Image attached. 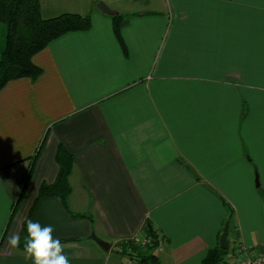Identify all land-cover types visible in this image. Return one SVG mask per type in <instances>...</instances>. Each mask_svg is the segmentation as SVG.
I'll list each match as a JSON object with an SVG mask.
<instances>
[{"label":"crops","instance_id":"1","mask_svg":"<svg viewBox=\"0 0 264 264\" xmlns=\"http://www.w3.org/2000/svg\"><path fill=\"white\" fill-rule=\"evenodd\" d=\"M39 1L44 19L91 27L37 53V80L0 92V264H33L9 243L30 219L53 226L70 264H139L116 251L149 223L161 264H202L227 226L230 250L261 254L264 0H103L122 43L95 0ZM60 147L74 158L71 213L37 201Z\"/></svg>","mask_w":264,"mask_h":264},{"label":"trees","instance_id":"2","mask_svg":"<svg viewBox=\"0 0 264 264\" xmlns=\"http://www.w3.org/2000/svg\"><path fill=\"white\" fill-rule=\"evenodd\" d=\"M99 0H95L98 3ZM114 32L122 43L120 35V16H113ZM0 23L5 26V42L0 50V92L13 80L28 78L32 81L42 74L33 63V57L45 49L50 42L59 37L71 33L87 31L91 27L90 16L78 14H63L56 18L44 19L41 15L39 0H0ZM59 163V175L52 185H42L37 201L44 198L58 200L65 210L71 213L69 197L71 186L69 177L73 166V155L60 147L57 153ZM34 209H31L33 213ZM26 223L20 236V244L17 248L23 249L24 239L27 235ZM147 237L152 240L151 249L159 246V237L153 226L149 223L145 231ZM230 251H224L220 247L212 249L202 261V264H227ZM141 264H161L158 257L151 256L142 259Z\"/></svg>","mask_w":264,"mask_h":264},{"label":"clouds","instance_id":"3","mask_svg":"<svg viewBox=\"0 0 264 264\" xmlns=\"http://www.w3.org/2000/svg\"><path fill=\"white\" fill-rule=\"evenodd\" d=\"M26 232L23 249L32 258L33 264H70L61 241L53 235L54 228L51 224L42 225L39 221L30 219L26 223ZM9 243L16 248L20 244V238L13 236Z\"/></svg>","mask_w":264,"mask_h":264},{"label":"rangeland","instance_id":"4","mask_svg":"<svg viewBox=\"0 0 264 264\" xmlns=\"http://www.w3.org/2000/svg\"><path fill=\"white\" fill-rule=\"evenodd\" d=\"M111 8L116 5H113L110 0H104ZM122 1V0H119ZM117 7V6H116ZM0 25L5 29V26L3 24L0 23ZM246 111L244 110L243 114H245ZM242 116V115H241ZM254 186L255 185V181H254ZM261 193V192H260ZM232 245V244H231ZM152 246V240L147 237L146 235L140 237V238H136L134 240H132L131 242H129L126 245H122L120 246V249L116 251L117 254H120L121 256H132L135 261L139 262V264H141V260L142 259H149V257L154 256V257H158L157 254V249H151ZM233 246V245H232ZM159 247V246H158ZM233 247L230 250V253H232L231 258L227 257V261L230 260H234L237 261L236 255H238L239 253V247L235 248L234 250H232ZM260 250V249H259ZM261 254L264 255V249H261Z\"/></svg>","mask_w":264,"mask_h":264},{"label":"water","instance_id":"5","mask_svg":"<svg viewBox=\"0 0 264 264\" xmlns=\"http://www.w3.org/2000/svg\"><path fill=\"white\" fill-rule=\"evenodd\" d=\"M97 9L108 16H118V13L111 9L103 0L99 1L97 3ZM228 235H229V226H227L221 235L220 238V248L224 251H229L230 250V245L228 242ZM92 239L104 250L109 251L111 249V245L108 243L104 242L103 240L99 239L96 236H92Z\"/></svg>","mask_w":264,"mask_h":264},{"label":"built area","instance_id":"6","mask_svg":"<svg viewBox=\"0 0 264 264\" xmlns=\"http://www.w3.org/2000/svg\"><path fill=\"white\" fill-rule=\"evenodd\" d=\"M249 253L244 247H239V253L236 255L238 262L235 264H264V255L251 253V256H248Z\"/></svg>","mask_w":264,"mask_h":264}]
</instances>
